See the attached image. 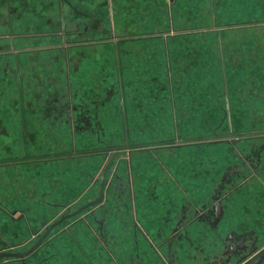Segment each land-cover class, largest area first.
<instances>
[{
    "label": "crops",
    "instance_id": "crops-1",
    "mask_svg": "<svg viewBox=\"0 0 264 264\" xmlns=\"http://www.w3.org/2000/svg\"><path fill=\"white\" fill-rule=\"evenodd\" d=\"M94 29H102V40L94 38L100 31ZM38 38L51 44L28 48ZM0 44L7 45L0 59L13 65L7 75L23 92L28 54L34 55L29 59L34 68L48 65L41 55L65 57L72 152L78 134L74 89L85 81L84 71L73 70L74 52L102 51V158L108 146L130 151L126 172L135 228L121 222L127 214L116 212L119 226L103 233L109 238L97 255L74 230L58 235L52 248L31 262L185 264L183 256L193 253L190 264H213L220 258V237L243 231L260 242L263 254L256 264H264V0H0ZM17 106L26 117V101ZM57 134L64 138L65 132ZM32 150L37 154V147ZM225 187L232 190L219 198ZM193 189L204 198L189 195ZM22 193L14 201L2 190L0 248L26 238L28 217L52 218L62 202L51 191ZM220 199L221 218L213 228L192 223L198 220L178 229L191 210L200 212ZM10 210L24 213V223L9 225ZM204 233L212 238L202 241L198 236ZM141 234L150 245L140 241ZM154 252H161L160 258Z\"/></svg>",
    "mask_w": 264,
    "mask_h": 264
},
{
    "label": "rangeland",
    "instance_id": "rangeland-1",
    "mask_svg": "<svg viewBox=\"0 0 264 264\" xmlns=\"http://www.w3.org/2000/svg\"><path fill=\"white\" fill-rule=\"evenodd\" d=\"M94 30L97 32L100 30L94 38L102 40V29ZM77 32L79 33L80 30H77ZM50 44L51 42L45 44L38 38L34 44H28V48L47 47ZM6 51L7 45L0 44V54ZM75 51L72 67L77 73L81 74L84 71L83 79L85 81L84 84L80 82L74 89L76 113L73 118L76 121L75 131H78V134L75 141L76 151L73 152L72 119L70 118L71 109L69 108L70 96L67 90V81L64 77L65 57L60 54L56 59L50 60L52 56L41 55L47 57L48 65L42 66L43 68H34L31 66L32 61H29L34 55L28 54V61L25 62L28 75L24 92L19 91L17 82L7 75V71L13 67L11 61L0 59V172L5 171L4 176L0 175V195L2 190H6L9 197L15 201L18 199L15 194L20 191L23 194L22 191L26 193L27 190H33L34 192L36 189H40L43 193L51 191L55 197L59 196L62 200L61 204L58 205L57 215L52 218L31 220L28 217L26 220L24 219L25 214L20 213V211H7V217L10 220L8 221L9 225L13 220L22 221V224L26 220L29 234L25 236V239L23 238L13 245L0 248V264H9L12 260H20L22 264H34L31 261L35 255L49 251L58 235L68 234L71 231L74 233V230L82 234L79 237L80 243L91 245L89 246L90 250L97 255L98 248L109 238L103 233L107 234V229H112L114 224L120 223L118 219L114 218L116 212L127 214L126 219L121 220V222L129 230L135 228L134 220L130 219L132 194L126 172V167L130 163V160H128L130 151L126 146H108L104 158H102V51L97 48L81 51L75 49ZM52 64L58 66V72ZM55 72L59 76H55ZM33 77L36 82L39 80L40 84L38 82L34 83ZM56 81L57 84L53 88L52 86ZM37 84L40 86L38 87ZM24 100L28 106L25 109L27 118L24 117V109L16 107V104L18 105L19 102ZM8 103H12L15 107H6ZM82 105L89 107H82ZM21 116L27 119V124ZM25 128L29 129L28 139L25 138L23 133ZM58 129L65 132L64 138L62 135L57 134ZM33 147H37V154H34ZM56 153H59V155ZM158 153H162V151ZM47 168L48 170H45ZM119 177L120 184L118 182ZM110 183L112 187L109 194H106V188ZM231 190L226 187L219 189L217 195L219 198H223ZM191 191L190 194L188 193L189 195L193 198H199L200 194H197L194 189L193 193ZM212 192L213 190H210L209 195H207L209 201L213 197ZM102 194H105L103 199ZM200 198H204V196L202 195ZM25 199L29 200L30 198L26 196ZM36 200L38 201V198ZM30 205L34 206L33 203H28L26 206ZM2 206L0 204V211L4 213L6 209H3ZM18 206L20 205L15 204L13 208ZM222 206L220 199L219 203L214 201L208 206L202 205L199 208L200 212L196 213L191 210L188 219L182 221L180 226L177 227L181 229L185 225L188 226L189 222L198 220L200 222L192 223H199L198 225L202 224L204 226L206 222V224L208 223L209 226L213 227V225H216L217 217L221 218ZM45 207L44 204L43 207H40V213L47 214L49 212ZM36 209L38 210V208ZM4 214L6 215V213ZM4 214H1L3 215L2 218H7ZM63 218H65L64 221L47 234L48 230ZM241 223L239 222V226L242 225ZM88 229H93V232H88ZM200 229L205 232L204 227H198L197 231L201 232ZM242 232L220 237L218 255L219 257H228L226 255L230 247L228 244H232L231 247L233 248L238 245L242 250L249 242L247 245L252 244L257 247V250L251 253L253 250V247H251L248 252L235 254L230 264H245L249 259L252 261L250 264H256L259 261L257 260L259 255L257 254L260 252V242H256V238L246 236ZM210 237L211 234L209 236L206 233L203 237L202 235L198 236L202 241L210 240ZM139 239L142 243L149 244L144 235L141 234ZM244 239L245 244L243 243ZM39 243H41L40 246L25 258L2 256L10 254L23 255L33 250ZM235 249L238 250L239 247ZM167 250L168 248H165L163 253L164 257L166 256L169 260ZM154 253L153 257L160 258L161 255L159 256V254L161 252ZM183 257L186 259L185 264H190L193 253ZM45 260H50V254L44 258Z\"/></svg>",
    "mask_w": 264,
    "mask_h": 264
},
{
    "label": "flooded vegetation",
    "instance_id": "flooded-vegetation-1",
    "mask_svg": "<svg viewBox=\"0 0 264 264\" xmlns=\"http://www.w3.org/2000/svg\"><path fill=\"white\" fill-rule=\"evenodd\" d=\"M217 222V221H216ZM214 227V226H213ZM212 227V228H213ZM246 241H248L247 239H246ZM250 241V240H249ZM244 244H245V239H244V242H243ZM247 243V242H246ZM249 243V242H248ZM247 243V244H248ZM245 245L244 246V248L242 249V250H240V246H234L235 248H238L239 247V249L238 250H236L235 248H233V247H231L232 246V244H228V246L230 245V247H229V249L227 250V254L226 255H228V257H220L218 260H216L213 264H230V261H231V259L233 258V256L235 255V254H238V253H244V252H248V249L250 248L251 249V247H253V249L255 248V246H253L252 244L249 246V245ZM234 245V244H233ZM262 252L260 251V252H258V254L257 255H259L258 256V258H257V260H260V257L262 256ZM256 256V255H255ZM243 262H245V261H243ZM250 263H252V261H251V259H249L248 260V262H246L245 264H250Z\"/></svg>",
    "mask_w": 264,
    "mask_h": 264
},
{
    "label": "water",
    "instance_id": "water-1",
    "mask_svg": "<svg viewBox=\"0 0 264 264\" xmlns=\"http://www.w3.org/2000/svg\"><path fill=\"white\" fill-rule=\"evenodd\" d=\"M232 142H236V141H232ZM105 194H102V199H103V196H104ZM64 219L65 218H63L60 222H58V223H56L55 225H53L49 230H48V232H47V234H49L50 233V231L54 228V227H56L57 225H59V224H61L63 221H64ZM40 244L41 243H39L38 245H36V247L33 249V250H31V251H29V252H27V253H25V254H23V255H17V254H10V255H2L3 257H12V258H25L26 256H28L30 253H32L33 251H35L39 246H40ZM254 250H257V247H255L252 251H251V253H253L254 252Z\"/></svg>",
    "mask_w": 264,
    "mask_h": 264
}]
</instances>
